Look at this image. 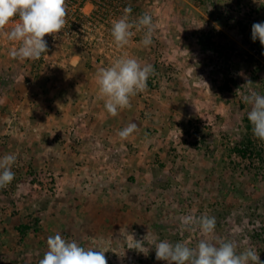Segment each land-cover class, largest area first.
I'll return each instance as SVG.
<instances>
[{
  "label": "rangeland",
  "instance_id": "374dc122",
  "mask_svg": "<svg viewBox=\"0 0 264 264\" xmlns=\"http://www.w3.org/2000/svg\"><path fill=\"white\" fill-rule=\"evenodd\" d=\"M128 6L131 22L152 16L150 46L135 26L128 45L114 43ZM85 11L44 37L38 60L13 58L18 42L0 33V158L16 157L0 188V264H39L57 233L106 251L108 264H167L153 239L230 240L264 261V141L243 100L264 95V46L251 33L264 0H99ZM125 56L155 71L113 117L96 74ZM203 214L216 218L211 236L181 230L182 216ZM123 228L147 236V255L128 249Z\"/></svg>",
  "mask_w": 264,
  "mask_h": 264
},
{
  "label": "clouds",
  "instance_id": "9594fccd",
  "mask_svg": "<svg viewBox=\"0 0 264 264\" xmlns=\"http://www.w3.org/2000/svg\"><path fill=\"white\" fill-rule=\"evenodd\" d=\"M131 12V6H128L119 19L113 20L111 35L114 43L117 47L128 45L135 26L146 29L141 44L150 46L154 31L152 16L143 13L135 22H131ZM66 17V0H0V33H4L8 40L18 42V47L10 55L21 61L40 59L47 52L44 37L52 35L55 38V34L64 30ZM10 24V30L5 33ZM251 33L253 41L258 39L264 46V22L254 23ZM154 71L152 65H142L136 58L127 56L117 58L110 66L99 69L96 83L107 113L115 117L119 110L130 108V99L147 89L148 79ZM243 100L251 106L247 119L253 135L264 141V95L252 92L245 95ZM136 129L137 125L130 123L118 135L121 139H127ZM15 161L14 155L0 158V188H6L14 180L15 173L11 169ZM180 225L182 231H195L198 227L204 237H209L215 231L216 218L206 214L200 217L185 215L180 218ZM121 231L126 233L128 249L147 255L149 249L145 251L143 244L147 236L136 240L134 234L128 233L125 228ZM149 243L155 248L156 260L166 261L167 264H264L253 248L237 252L236 244L230 240L217 239L216 243H212L208 239H201L195 248L188 247L185 242L170 243L153 239ZM47 249L39 264H108L106 251L82 247L76 241L69 242L62 238L59 233L48 237Z\"/></svg>",
  "mask_w": 264,
  "mask_h": 264
},
{
  "label": "built area",
  "instance_id": "2783aa9c",
  "mask_svg": "<svg viewBox=\"0 0 264 264\" xmlns=\"http://www.w3.org/2000/svg\"><path fill=\"white\" fill-rule=\"evenodd\" d=\"M88 2L97 6V2H99V0H66L67 22L72 23L74 21H78L80 19L82 20V19H86V17H90V15L87 14L85 11Z\"/></svg>",
  "mask_w": 264,
  "mask_h": 264
},
{
  "label": "trees",
  "instance_id": "16d2710c",
  "mask_svg": "<svg viewBox=\"0 0 264 264\" xmlns=\"http://www.w3.org/2000/svg\"><path fill=\"white\" fill-rule=\"evenodd\" d=\"M19 231L22 233V234H25L26 232H27V230H29L30 229V226H28V225H21L20 227H19Z\"/></svg>",
  "mask_w": 264,
  "mask_h": 264
}]
</instances>
